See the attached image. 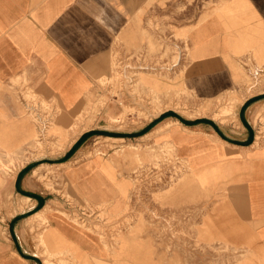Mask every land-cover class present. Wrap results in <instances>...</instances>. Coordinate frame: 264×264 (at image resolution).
<instances>
[{"label":"crops","instance_id":"obj_1","mask_svg":"<svg viewBox=\"0 0 264 264\" xmlns=\"http://www.w3.org/2000/svg\"><path fill=\"white\" fill-rule=\"evenodd\" d=\"M161 14L162 0H0V146L17 149L35 141L36 124L19 118L26 108L19 100L21 84L54 99L66 120L82 107L95 80L111 73L115 49L126 55L125 48L145 47L147 19ZM189 38L194 93L212 99L235 92L239 102L231 116H184L167 108L113 137L145 138L139 142L161 159L169 156L162 148H169L189 180L180 196L169 190L166 172L160 181L136 183L133 170L121 174V163L108 157L66 162L88 134L99 137L107 128L98 119L76 135L57 164L90 207L108 203L110 217L101 232L47 213L50 243L64 244L75 264H264V0H224ZM238 61L261 64L248 86L236 83L242 77ZM106 116L115 113L107 108ZM41 164L27 162L12 179L13 192L31 205L10 220L6 264L33 262L35 254L18 241L13 223L47 207L32 177ZM144 168L140 176L149 178Z\"/></svg>","mask_w":264,"mask_h":264},{"label":"rangeland","instance_id":"obj_2","mask_svg":"<svg viewBox=\"0 0 264 264\" xmlns=\"http://www.w3.org/2000/svg\"><path fill=\"white\" fill-rule=\"evenodd\" d=\"M223 3L224 0H162V14L147 19L144 31L146 46L125 48L126 55L115 49L111 73L95 80L83 97L82 107L70 113L66 120L61 118L63 114L54 99H45L35 94L26 83L21 84L23 88H19V100L24 101L26 108L19 118L25 117L36 124L35 141L17 149L5 147L4 144L0 146V264H6L5 261L11 258L8 244L12 242L10 220L18 211L15 207L18 204L31 205L30 200L20 199L11 188L17 170L27 162L44 163L39 165L32 177L36 183L34 189L43 194L48 208L43 215L27 214L25 219L13 223L17 227L18 241L35 254L31 256L32 264H75L76 261L72 251L64 244L57 248V245L50 243L48 212L84 230L105 231V222L110 217L108 203L100 204L97 210L90 207L91 200L83 190L71 185L73 181L69 182L68 174L63 171L64 166L57 164L76 135L97 125L98 119H102V125L107 129L101 128L96 133L99 137L88 134L81 149L74 156H67L66 162L73 164L76 161L77 164L79 160L94 155L108 157L121 163V174L123 171L129 176L133 170L136 183L160 181L166 172L169 175L166 178L171 183L169 190L177 192L179 196L185 193L182 190L189 181L185 167L168 153L169 148H162V152L166 151L169 156L161 159L159 153L153 154L154 149L148 145L143 147L139 142L145 138L123 141L113 137L123 136L126 134L123 130L137 128L167 108H175L184 116L232 115L241 98L235 92L202 99L192 90L197 79L191 77L196 63L191 53L190 32ZM244 63L246 65L237 62L242 77L236 83L248 86L252 74L261 64L258 61L254 64L250 61ZM107 108L115 116H106ZM157 150L161 151L160 148ZM145 162L150 166L147 164L144 168ZM143 168L152 174L149 178H145L144 173L140 176ZM152 170H156V174ZM167 193L171 194L169 191ZM139 195L137 191L134 198L137 199ZM178 225H182L179 220ZM197 227L196 224L194 228ZM183 233L179 228L178 234ZM194 243L200 246L197 238ZM18 259L20 264L21 259Z\"/></svg>","mask_w":264,"mask_h":264},{"label":"bare ground","instance_id":"obj_3","mask_svg":"<svg viewBox=\"0 0 264 264\" xmlns=\"http://www.w3.org/2000/svg\"><path fill=\"white\" fill-rule=\"evenodd\" d=\"M155 81V80H154ZM157 81V80H156ZM149 82V81H148ZM157 86V85H156ZM156 86H154V87H156ZM163 130H165V129H163ZM168 133V132H167ZM158 136V135H157ZM21 198H23V200L24 199H26V200H29V198H27V197H25V196H21L20 197V199ZM25 201V200H24ZM23 201H21L20 203H22ZM27 206L26 205H23V204H18L17 205V207H15V208H17L18 210H23V209H25ZM14 209V208H13ZM47 210H48V208L46 207V208H44V209H42V210H40V211H37L36 213H34L33 215H35V216H38V215H43V214H45L46 212H47ZM47 251L48 252H50V250H49V248L47 247ZM44 264V263H43ZM45 264H47V262H45Z\"/></svg>","mask_w":264,"mask_h":264}]
</instances>
